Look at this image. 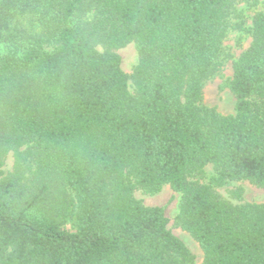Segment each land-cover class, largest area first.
Segmentation results:
<instances>
[{"label":"trees","instance_id":"16d2710c","mask_svg":"<svg viewBox=\"0 0 264 264\" xmlns=\"http://www.w3.org/2000/svg\"><path fill=\"white\" fill-rule=\"evenodd\" d=\"M238 1L0 0V264H195L165 210L135 197L165 186L203 264H264V204L215 192L264 189L263 13L233 65L236 114L200 106Z\"/></svg>","mask_w":264,"mask_h":264},{"label":"rangeland","instance_id":"374dc122","mask_svg":"<svg viewBox=\"0 0 264 264\" xmlns=\"http://www.w3.org/2000/svg\"><path fill=\"white\" fill-rule=\"evenodd\" d=\"M264 14V0L248 1L239 0L232 9L229 16V31L224 43L222 53L219 58V68L215 75L209 79L204 88V98L201 103L203 109H216L221 116H234L236 99L228 88L233 80V65L246 52L253 42V20L259 14ZM93 15H87L83 18L90 21ZM14 28L24 30L27 33L40 34L39 24L32 20V16L16 15L13 19ZM99 50H103L99 47ZM118 54L122 57V68L128 74L132 75L139 63V54L134 44L125 49L119 50ZM130 91L134 92L132 82H130ZM14 156L10 153L4 160L2 168L4 175L13 171ZM207 179L213 175V168L207 167ZM202 183L207 184L208 180ZM241 190L240 197L237 191ZM215 192L225 201L234 205H243L249 203L264 204V189L257 188L248 182H233L223 188L215 189ZM136 199L140 200L144 206L149 208L160 207L165 210L166 216L170 220L169 229L175 236L180 238L195 256V264H203L204 253L199 243L187 232H184L177 224L179 215L181 194L174 192L170 186H165L161 193L149 196L140 190L135 191ZM66 230L72 231L71 225H67Z\"/></svg>","mask_w":264,"mask_h":264}]
</instances>
